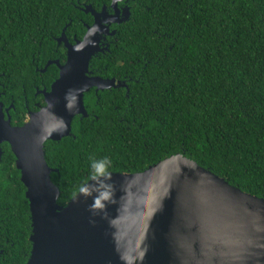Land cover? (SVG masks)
<instances>
[{
	"label": "trees",
	"instance_id": "trees-1",
	"mask_svg": "<svg viewBox=\"0 0 264 264\" xmlns=\"http://www.w3.org/2000/svg\"><path fill=\"white\" fill-rule=\"evenodd\" d=\"M103 4L109 0H0V102L12 106V126L39 110L36 90H50L58 78L55 64L46 67L64 60L53 38H81L93 24L85 8L99 12ZM132 4L88 66L90 76L125 86L91 89L83 98L87 117L76 116L69 136L44 144L47 166L57 170L50 177L58 204L90 178L140 173L177 154L264 199V0ZM1 149L0 264H25V187L8 144ZM99 163L103 173L93 167Z\"/></svg>",
	"mask_w": 264,
	"mask_h": 264
},
{
	"label": "water",
	"instance_id": "water-1",
	"mask_svg": "<svg viewBox=\"0 0 264 264\" xmlns=\"http://www.w3.org/2000/svg\"><path fill=\"white\" fill-rule=\"evenodd\" d=\"M116 1L110 20L104 8L99 14L84 10L93 24L67 46L63 65L46 64L57 66L58 78L40 92L44 106L29 112L23 125L12 126V106L3 112L0 102V158L6 143L28 202L25 264H264V199L179 154L140 173L90 178L58 204L60 192L50 177L57 170L47 166L44 144L69 136L76 116L87 117L83 98L91 89L125 86L88 71L91 58L107 49L111 25L129 17V8L121 15Z\"/></svg>",
	"mask_w": 264,
	"mask_h": 264
},
{
	"label": "flooded vegetation",
	"instance_id": "flooded-vegetation-1",
	"mask_svg": "<svg viewBox=\"0 0 264 264\" xmlns=\"http://www.w3.org/2000/svg\"><path fill=\"white\" fill-rule=\"evenodd\" d=\"M131 1H132V3H133L134 0H131ZM131 1H130V0H117V1H116L117 11H119L121 15H122V12H123L122 9H124V7H125V8L128 7L129 9H128V8H127V9H128L129 11H131V8H133V4L131 3ZM111 3H112V0H109V4H108L107 6H106V4H103V5H102V7L104 8V10L106 11L105 13H107L106 15L109 16V20L115 17V15H111V13H113L112 10L110 9V5H111ZM88 7H90V9H91L92 11H94L95 14H99V13L101 12V11L97 12V11L93 10L91 6H87L86 8H88ZM86 8H85V9H86ZM92 23H93V18H92ZM91 25H92V24H91ZM62 35H63L64 41L61 40ZM82 37H83V36H82ZM82 37H81V38H77V35L74 34V32H73V34H59V36L54 37L53 40H54V46H55V48H54L53 51H54V52L59 51L61 54L64 55V60H63V62H59L58 59L55 60V61H57L60 65H63V64L65 63V61H66L67 46H73V45H75V43H76L77 41H81V40H82ZM48 62H54V60H50V59H49V61L47 60V63H48ZM47 63H46V64H47ZM50 65H53V64H50ZM52 83H53V82H52ZM43 89H46V88H45V87H42L40 90H36V96H41V97H42V95L40 94V92H41ZM48 90H49V89H48ZM48 90H47V91H48ZM92 90L95 91V89H92ZM92 90H91V91H92ZM94 93H95V92H94ZM42 101H43V97H42ZM42 103H43L42 105L40 104V102H38V104H35L36 107H37V109H40L42 106H44V101H43ZM2 110H3V112H4L5 110H7V108L2 107ZM28 113H29V112H28ZM27 115H28V114H27ZM25 121H26V120H25Z\"/></svg>",
	"mask_w": 264,
	"mask_h": 264
},
{
	"label": "clouds",
	"instance_id": "clouds-1",
	"mask_svg": "<svg viewBox=\"0 0 264 264\" xmlns=\"http://www.w3.org/2000/svg\"><path fill=\"white\" fill-rule=\"evenodd\" d=\"M93 167L95 168V170H96L97 173H103L104 172V165H103V163L93 164ZM97 204H99V200H97Z\"/></svg>",
	"mask_w": 264,
	"mask_h": 264
}]
</instances>
